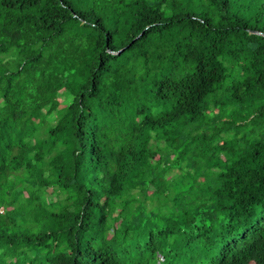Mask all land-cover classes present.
Returning <instances> with one entry per match:
<instances>
[{
    "label": "trees",
    "instance_id": "trees-1",
    "mask_svg": "<svg viewBox=\"0 0 264 264\" xmlns=\"http://www.w3.org/2000/svg\"><path fill=\"white\" fill-rule=\"evenodd\" d=\"M0 264H264V0H0Z\"/></svg>",
    "mask_w": 264,
    "mask_h": 264
},
{
    "label": "built area",
    "instance_id": "built-area-1",
    "mask_svg": "<svg viewBox=\"0 0 264 264\" xmlns=\"http://www.w3.org/2000/svg\"><path fill=\"white\" fill-rule=\"evenodd\" d=\"M4 211L2 209H0V213H3Z\"/></svg>",
    "mask_w": 264,
    "mask_h": 264
},
{
    "label": "rangeland",
    "instance_id": "rangeland-1",
    "mask_svg": "<svg viewBox=\"0 0 264 264\" xmlns=\"http://www.w3.org/2000/svg\"><path fill=\"white\" fill-rule=\"evenodd\" d=\"M3 210V209H2Z\"/></svg>",
    "mask_w": 264,
    "mask_h": 264
}]
</instances>
